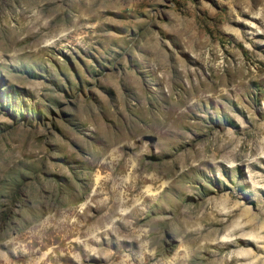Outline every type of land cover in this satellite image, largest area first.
I'll return each instance as SVG.
<instances>
[{
  "label": "rangeland",
  "instance_id": "rangeland-1",
  "mask_svg": "<svg viewBox=\"0 0 264 264\" xmlns=\"http://www.w3.org/2000/svg\"><path fill=\"white\" fill-rule=\"evenodd\" d=\"M0 264H264V0H0Z\"/></svg>",
  "mask_w": 264,
  "mask_h": 264
},
{
  "label": "bare ground",
  "instance_id": "bare-ground-1",
  "mask_svg": "<svg viewBox=\"0 0 264 264\" xmlns=\"http://www.w3.org/2000/svg\"><path fill=\"white\" fill-rule=\"evenodd\" d=\"M114 141V140H113ZM116 141V140H115ZM120 143V142H119ZM117 144V143H116ZM114 145V144H113ZM118 203V202H117ZM116 203V204H117ZM116 206V205H115ZM108 208V207H107ZM96 212V211H95ZM85 213V212H84ZM83 213V214H84ZM76 214V213H75ZM80 214V213H79ZM97 214H98V211H97ZM118 214V213H117ZM84 216H86V215H84ZM107 216H109V214H107ZM103 217V216H102ZM79 218L82 220V222H84V217L83 216H79ZM96 218V217H95ZM91 219V218H90ZM105 219H106V217H105ZM86 221V220H85ZM79 223H81L79 220L78 221H75V222H72V223H69V222H65L64 224H59V226H58V229H67V230H69L70 231V233H74V232H77V234H78V236L79 235H81V234H87L86 233V228H85V226L83 225V226H79ZM90 226V225H89ZM100 228V227H99ZM109 228L107 227V230H108ZM92 230V231H91ZM90 231H88V233L90 234V239L87 241L86 240V242H90V243H92V244H97V242L99 241H96V236H93V234H95L94 232H95V230H96V226H94L93 227V229H91ZM106 229H104V231H105ZM69 233V232H68ZM103 233V232H102ZM98 234V233H97ZM106 234V233H105ZM70 235V234H69ZM104 235V234H103ZM71 236H72V234H71ZM74 236V235H73ZM99 236H101V235H99ZM87 237V236H86ZM100 239V238H99ZM75 242V241H74ZM85 243V242H84ZM83 243V244H84ZM99 243V242H98ZM72 244H73V246H74V248H76L77 247V244L76 243H73L72 242ZM87 245V244H86ZM89 245V244H88ZM87 245V246H88ZM86 246V247H87ZM98 246V245H97ZM83 247V246H82ZM85 247V246H84ZM89 247H91L90 245H89ZM96 247V246H95ZM96 249V248H95ZM92 250V249H91ZM90 250V251H91ZM87 251V250H86ZM89 252V251H88ZM93 252V251H92ZM98 252V251H97ZM86 253V252H85ZM98 253H100V251L98 252ZM88 255V254H87ZM96 255V254H95ZM86 256V255H85ZM91 256H93V255H91ZM100 256V255H99ZM87 257V256H86ZM110 261V260H109ZM109 263V262H108ZM111 263V262H110Z\"/></svg>",
  "mask_w": 264,
  "mask_h": 264
}]
</instances>
